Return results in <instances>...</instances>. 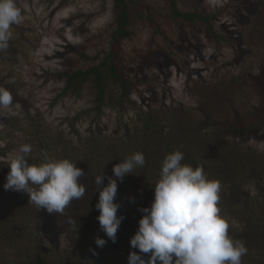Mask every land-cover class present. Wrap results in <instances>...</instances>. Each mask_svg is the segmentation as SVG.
<instances>
[{
  "label": "rangeland",
  "instance_id": "rangeland-1",
  "mask_svg": "<svg viewBox=\"0 0 264 264\" xmlns=\"http://www.w3.org/2000/svg\"><path fill=\"white\" fill-rule=\"evenodd\" d=\"M259 1L264 5V0H176L180 11L217 15L212 25L221 37L216 42L206 36L202 23L174 19L167 0H130V35L112 50V0H16L22 20L11 26L9 47L0 55V87L15 96L12 105L0 115V198L9 203L17 197L15 191L5 190L3 185L9 171L8 161L19 147L31 146L26 158L41 157L36 126L42 127L41 141L50 146L52 156L56 154V159L75 156L76 166L87 171L79 182L84 185L88 180L89 186L77 205L66 208L62 214L43 210L39 213L40 220H33L27 218L30 205L9 208L4 225L0 224L1 233H9L12 229L9 225L17 233H11L13 242H4L0 237V261L14 260L20 245L32 249L26 238L36 230L42 240L43 258L93 264L88 256L90 251L78 245L86 243L88 234L74 230L70 221L82 223L87 216L91 222L90 212H96L99 195L95 177L103 173L104 184L107 177L115 178L112 173L115 161L107 155L110 144H116L125 157L129 156L139 145H145L148 134L159 132H144L145 118L170 126V115L195 108L202 96L199 89L204 86L213 88L223 83L229 87V98L234 94L233 108L225 111L229 119L235 117L236 107L242 110L259 102L251 85L239 82L242 86L238 88L230 82L237 75L243 79L249 72H264V17L260 13L253 16L249 5ZM108 56L131 82L127 89L129 101L121 108L105 103L101 114L93 110L96 102L90 80L81 86L79 94H61L65 85L61 73L99 65ZM223 92L227 97L228 90ZM248 142L254 143L255 139ZM197 145L187 144L185 151H194ZM95 148L100 152L92 154ZM262 148L263 143L258 145L259 150ZM196 158L202 156L198 154ZM213 161L202 160L209 179ZM230 183V180L220 182V191L228 199H219V214L229 225L228 234L240 237L235 240L242 241L248 249L243 264H250L252 259L263 264L264 188L246 177L237 196L228 193ZM117 184L116 202L121 205L117 215H123L124 219L115 243L108 240L98 222L92 229L96 237L107 241L99 248L106 264H128V253H139L131 248L129 240L143 215L138 209L147 206L148 191L124 180ZM231 200L240 205L237 212L230 208ZM143 255L147 260V254Z\"/></svg>",
  "mask_w": 264,
  "mask_h": 264
},
{
  "label": "trees",
  "instance_id": "trees-1",
  "mask_svg": "<svg viewBox=\"0 0 264 264\" xmlns=\"http://www.w3.org/2000/svg\"><path fill=\"white\" fill-rule=\"evenodd\" d=\"M167 2L174 19L187 21L191 24L202 23L206 36H210L211 39L218 42L221 36L214 31L212 25L214 17L217 16L216 14H199L191 11H180L176 5V0H167ZM249 5L252 8L251 13L253 16L260 13V15L264 17V5L261 1L256 3L252 2ZM112 7L114 18L113 30L111 33V48L114 50L118 47L120 40L128 38L130 35V30L128 29L131 22L130 0H112ZM4 52H0V55ZM60 75L65 77V85L61 90V94L67 92L79 94L81 86L85 82L91 81L92 89L95 94L94 101L96 102L93 110L98 114H101L102 107L105 103L121 108L124 102L128 100L127 89L131 85V82L125 77L123 72L119 70L115 61L111 60L110 56L105 57L104 61L99 65L91 66L83 70L78 69L73 72L61 73ZM230 82L236 84L238 88L242 86L239 82H242L244 85L245 82L251 85L259 96V102L242 110H238V107H234L237 113L235 117L229 119L226 117L225 111L233 108L234 94L232 93L233 98L230 99L229 87L220 83L213 88L204 86L199 89L201 92L200 95L202 96L198 98L195 108L191 111L190 109H186L183 112H176L170 115L169 118L172 120L170 126H162L158 122H153L152 119L144 117L143 131L158 130L159 132H153L152 136L148 134L146 136L145 145H139L138 149L133 152L143 153L146 161L145 165L142 168L134 169V175H126L123 180L129 184L142 187L145 189V192L148 191V194H146L147 206L150 205L153 199V190L151 187H154L158 179L164 157L166 154L176 150L184 153V160L182 163L189 164L193 167L203 166V169H206V165H204L202 160L207 158L213 159L214 161L211 164V166L213 165V170H211L210 176L213 180L219 182L230 180L231 183L229 185L231 191L228 192L230 194H237L238 196L241 193V183L246 177L254 179L258 183V187L264 188V72L261 70L259 73L249 72L243 79L237 75L234 76V80L230 79ZM111 86H113V88ZM225 90H228L227 97H225L223 92ZM9 92L12 94V97H15L10 90ZM16 99L20 102L22 101L21 98L17 97ZM229 99L231 101H229ZM35 134L36 142L40 145L38 148L41 157L26 158L28 163L38 164V162H43L42 156L44 153L56 159V154L53 156L51 155L52 150L50 146L45 145L46 143L41 141L44 136L41 126H36ZM252 138L255 139V142L249 143L248 141ZM262 143L263 148L259 150L258 145ZM95 144H99V142H95ZM187 144L193 146L194 144H198L195 147L197 152H194L195 150H190V152L185 151ZM107 150V155L109 154L114 159V164L122 162L126 158L124 154L119 151L116 144H110ZM91 152H93L92 154H96L100 151H97V148H95ZM198 154H200L202 158H196ZM74 157L75 156L67 158L62 156L60 159L67 158L75 162V159H73ZM92 158L93 157H91V160ZM85 174H87V171ZM80 180L83 179L80 178ZM84 186L88 188V180L84 181ZM221 193L222 190L219 194ZM13 194L17 197L9 203L0 198V224L6 218L9 208H25L28 205L31 206V213H29L27 218L29 219L31 217L33 220H40L39 213L43 210L38 211L34 205L28 202V197L25 196V193L15 191ZM9 195L13 196L12 194ZM222 198L223 200L228 199L226 193L220 195L221 201H223ZM78 202L79 200H74L67 208L71 209V207L77 205ZM229 204H232L230 208L234 210V212L239 210L240 205L236 204L235 200L229 201ZM94 210H96V212L92 210L90 212L91 222L88 221V217L86 216L82 220V223L78 222L75 223V225H73V223L71 224L74 230L78 228L77 230L80 233L88 234L89 239L86 243L82 244L79 242L78 245H84V247L90 251V255L88 254V256L93 260V264H106L104 257L99 251V247L94 243V238L96 236L92 229L98 224L96 218L99 215L98 210ZM9 228H12L11 231L4 234L1 233L3 228L0 227V237H3V239H0L4 242L12 241L11 233H17L14 226L9 225ZM30 233L31 236L26 238V244H31L32 249L28 248L26 245H20L14 260H2L0 264H70L69 261H49L43 258L41 256L42 240L40 239V233L36 230ZM229 236L233 239H241L232 232ZM21 244L23 243L21 242ZM93 250L96 253L95 255L93 254ZM242 258L241 264H243L244 259ZM250 264H258V260L252 259Z\"/></svg>",
  "mask_w": 264,
  "mask_h": 264
},
{
  "label": "clouds",
  "instance_id": "clouds-1",
  "mask_svg": "<svg viewBox=\"0 0 264 264\" xmlns=\"http://www.w3.org/2000/svg\"><path fill=\"white\" fill-rule=\"evenodd\" d=\"M21 20L22 11L16 0H0V52L9 47L11 26ZM12 103V94L0 87V115ZM31 151L30 145H21L8 161L3 187L25 193L38 211L62 214L74 200L84 197L86 188L79 181L85 172L76 167V162L54 159L46 153L42 163L29 164L26 156ZM183 160L184 153L179 150L164 157L158 179L151 187L153 199L149 206L138 209L143 215L129 243L139 253L130 251L128 264H241L248 249L242 241L229 236V225L219 214L220 182L209 179L203 166L193 167ZM145 162L143 153L135 152L113 165L115 178L107 177L106 184L103 173L95 177L99 193L96 219L100 230L113 243L124 219L117 215L121 207L116 202L117 181L142 168ZM94 243L103 248L107 241L95 237ZM143 254H147V260Z\"/></svg>",
  "mask_w": 264,
  "mask_h": 264
}]
</instances>
